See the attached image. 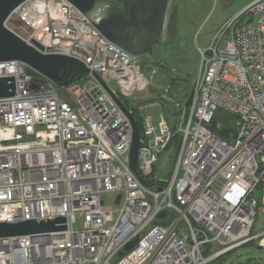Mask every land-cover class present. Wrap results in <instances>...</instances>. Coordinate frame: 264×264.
<instances>
[{
  "label": "built area",
  "instance_id": "1",
  "mask_svg": "<svg viewBox=\"0 0 264 264\" xmlns=\"http://www.w3.org/2000/svg\"><path fill=\"white\" fill-rule=\"evenodd\" d=\"M4 25L42 54L80 61L88 75L58 89L18 61L0 63V78L13 76L15 86L0 99V223L64 217L66 228L0 239V264H210L249 243L264 249V230L253 234L264 215V0L198 48L187 103L163 89L176 114L172 127L161 114L154 121L150 107L140 116L126 104L148 91L151 79L138 58L102 37L67 1L28 0ZM104 86L140 118L136 174L129 167L131 122ZM218 111L233 118L229 140L215 133ZM174 139L170 178L150 182ZM108 194L114 207L101 199ZM169 217L168 226L155 225Z\"/></svg>",
  "mask_w": 264,
  "mask_h": 264
},
{
  "label": "water",
  "instance_id": "2",
  "mask_svg": "<svg viewBox=\"0 0 264 264\" xmlns=\"http://www.w3.org/2000/svg\"><path fill=\"white\" fill-rule=\"evenodd\" d=\"M28 0H0V63L18 61L27 67L29 74H39L52 82L58 89L69 87L83 81L88 69L80 61L58 54H42L27 45L5 27L10 14ZM107 41L130 56L139 58L151 55L160 46L164 30L169 0H65ZM34 46L37 47L36 44ZM14 77L0 78V99L14 94ZM105 90L129 118L132 125L130 147V169L136 174L135 164L138 148L139 130L134 119L128 114L122 102ZM166 181H163L165 183ZM119 197H117L116 203ZM165 212L158 215L163 218ZM64 217L52 219L25 220L23 222L0 223V239L56 233L66 230ZM137 239L129 243L119 253L121 256L132 249Z\"/></svg>",
  "mask_w": 264,
  "mask_h": 264
},
{
  "label": "rangeland",
  "instance_id": "3",
  "mask_svg": "<svg viewBox=\"0 0 264 264\" xmlns=\"http://www.w3.org/2000/svg\"><path fill=\"white\" fill-rule=\"evenodd\" d=\"M244 1L179 0L178 5H183V13L181 17H178L179 34L177 39L169 38L164 41L162 36L160 46L155 48L151 55L138 58V65L144 75L151 79V85L148 91L125 100L126 104L129 107H135L140 116L143 115L142 109L146 105V107H150L154 121L161 114L168 126L172 127L176 121L174 107L161 98V92L165 88H170L169 95L174 102L180 104L188 102L191 96L192 81L196 78L199 70L198 48L204 49L209 46L217 31L230 18L231 9L239 8ZM249 19L250 16L247 15L243 22L246 23ZM214 119L216 123L226 124L234 129L231 114L218 111ZM176 156L177 151L171 144L160 154L154 167L153 177H150L149 181L152 182L154 178L159 181H167L173 172ZM101 199L104 205L115 206L111 195H102ZM172 220L169 217L163 224L156 222L155 225L168 226ZM80 225V219L77 218L73 229L79 230ZM263 230L264 215L258 214L253 234H258ZM215 249V247L211 248L209 254ZM210 264H264V249L258 248L254 243H249Z\"/></svg>",
  "mask_w": 264,
  "mask_h": 264
},
{
  "label": "crops",
  "instance_id": "4",
  "mask_svg": "<svg viewBox=\"0 0 264 264\" xmlns=\"http://www.w3.org/2000/svg\"><path fill=\"white\" fill-rule=\"evenodd\" d=\"M169 0V5H168V10H167V15H166V21L164 23V30H163V38L164 41L168 40L169 38L172 39H177L178 34H179V20L178 17L182 16L183 13V5L180 4L178 5V1L179 0ZM256 0H245L239 8L237 9H231L232 13L229 15V17H233L236 14H238L240 11H242L246 6H248L249 4H251L252 2H254ZM147 103V102H146ZM145 103V104H146ZM149 103V102H148Z\"/></svg>",
  "mask_w": 264,
  "mask_h": 264
},
{
  "label": "trees",
  "instance_id": "5",
  "mask_svg": "<svg viewBox=\"0 0 264 264\" xmlns=\"http://www.w3.org/2000/svg\"><path fill=\"white\" fill-rule=\"evenodd\" d=\"M132 116H133L134 120L137 123L138 129H139V133H141L140 118H139L138 113H137L136 110H134ZM232 120H233V118H232ZM213 122L215 123V119L213 120ZM209 128L213 130V124L210 125ZM215 133L220 139L229 140V137H230L229 134L230 133H234V130L232 128L228 127L226 124H224V125H221V129L219 131L215 132ZM176 140L177 139H174L171 144L176 143Z\"/></svg>",
  "mask_w": 264,
  "mask_h": 264
},
{
  "label": "flooded vegetation",
  "instance_id": "6",
  "mask_svg": "<svg viewBox=\"0 0 264 264\" xmlns=\"http://www.w3.org/2000/svg\"><path fill=\"white\" fill-rule=\"evenodd\" d=\"M167 17H168V16H167ZM167 17H166V18H167ZM165 21H166V20H165Z\"/></svg>",
  "mask_w": 264,
  "mask_h": 264
}]
</instances>
